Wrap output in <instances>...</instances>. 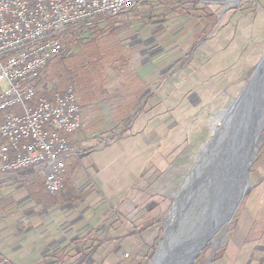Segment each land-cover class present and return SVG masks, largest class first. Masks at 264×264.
<instances>
[{
  "label": "rangeland",
  "instance_id": "obj_1",
  "mask_svg": "<svg viewBox=\"0 0 264 264\" xmlns=\"http://www.w3.org/2000/svg\"><path fill=\"white\" fill-rule=\"evenodd\" d=\"M245 3L201 2L195 9H204L203 18L192 6L178 5L179 14L165 20L157 11L148 38L139 23L146 15L141 5L107 17L109 22L102 19L90 39L89 33L65 39L64 55L47 67L42 82H48L50 96L58 92L53 88L61 72L89 62L86 80L67 84L76 92L82 120L79 131L66 135L75 157L55 194L74 186L80 197L71 201L84 229L73 246L54 257L56 264H161L159 258L167 261L176 254L170 264H232L229 236L249 195L264 186V117L249 161L248 189L233 216L211 237L199 230V221L205 189L213 185L216 139L232 125L230 110L264 59L260 41L248 49L224 40L236 19L230 14ZM261 76L260 96L264 71ZM237 175L232 198L241 187ZM20 177L15 186H43L41 175L21 172ZM260 194L262 200L256 197L249 213L264 214V191Z\"/></svg>",
  "mask_w": 264,
  "mask_h": 264
},
{
  "label": "built area",
  "instance_id": "obj_2",
  "mask_svg": "<svg viewBox=\"0 0 264 264\" xmlns=\"http://www.w3.org/2000/svg\"><path fill=\"white\" fill-rule=\"evenodd\" d=\"M144 0H0V174L43 177L44 190L63 188L74 157L66 135L81 127L82 109L72 86L45 96L41 77L65 53V39ZM19 108V114L9 110ZM0 264H9L0 257Z\"/></svg>",
  "mask_w": 264,
  "mask_h": 264
},
{
  "label": "crops",
  "instance_id": "obj_3",
  "mask_svg": "<svg viewBox=\"0 0 264 264\" xmlns=\"http://www.w3.org/2000/svg\"><path fill=\"white\" fill-rule=\"evenodd\" d=\"M177 1H182L184 7H193V1L199 6L205 1L217 2ZM245 2L243 8L230 14L236 19L232 30L224 33V40L231 42L233 39L238 48L248 45L249 49L258 41L264 45V0ZM153 23L141 24L147 38L155 26V21ZM247 53L251 55L249 50ZM20 176L21 172L0 175V257L7 258L10 264H56L54 257L66 252L83 233L82 217H78L71 201H77L80 196L75 195L74 186L67 187L57 196L45 194L43 186H15ZM83 189L85 186L80 192ZM260 190L264 191V186L258 188V194L249 195L244 214L238 217V225L229 236L227 260L232 264H264V214L249 213L255 207L256 197L262 200Z\"/></svg>",
  "mask_w": 264,
  "mask_h": 264
},
{
  "label": "bare ground",
  "instance_id": "obj_4",
  "mask_svg": "<svg viewBox=\"0 0 264 264\" xmlns=\"http://www.w3.org/2000/svg\"><path fill=\"white\" fill-rule=\"evenodd\" d=\"M260 78L261 76L258 80ZM248 93V88H246L241 98L237 102H234L230 110V114L231 112L234 114V120L232 119L233 123L231 122L232 125L229 128H224L216 139L217 144L214 148H216L218 154L216 153L217 155L215 156L216 163L210 167V179L213 185L207 186V189H205V193L207 194L204 197V209L202 208L201 211L205 219L201 225L199 224V230L204 232L205 236L210 231V220L207 219V215L210 213L209 210L212 208H210V203L213 202V205H215L214 211L217 212L218 217L222 220L233 206L234 196L239 194V191L248 185L244 181V171L252 158L253 146L264 117V108L258 110L255 115L247 111L245 103ZM237 174L240 176L241 187L237 192L234 189L235 194L233 192L234 196L232 198L231 189L233 186H237ZM203 236L200 240L205 243L206 237Z\"/></svg>",
  "mask_w": 264,
  "mask_h": 264
},
{
  "label": "trees",
  "instance_id": "obj_5",
  "mask_svg": "<svg viewBox=\"0 0 264 264\" xmlns=\"http://www.w3.org/2000/svg\"><path fill=\"white\" fill-rule=\"evenodd\" d=\"M141 5H143L145 7V9H146L145 10V14L146 15L144 14L145 16H143V19L139 22V23H142L143 26L153 22L154 17H157L156 15H154V13L157 12V11L158 12L160 11L159 16H160L161 20H165L166 17H168V16L179 14V13H177L178 9H179L178 5H182V7L184 8V5H183L182 1H177V0H144L139 6H141ZM192 5H193L194 13H196L198 11L197 13L199 15H201L200 17H202V18H203L204 15H206L203 12L204 9H200V10H196L195 9V6L197 5L196 1H193ZM138 7H136V8H138ZM193 15H195V14H193ZM212 15H213V13H211L209 15V17H212ZM107 19H106V21L109 22V19L108 20ZM214 24H215L214 22H211V23H208L207 26H209V28L211 29V27H213ZM207 26L204 27V28H201L200 34H201L202 38L204 37L205 30L209 29ZM107 27L108 26L106 25L105 29H107ZM93 28H94V26H92L91 28H89L87 30L80 31L78 33H72L71 34L73 36L72 38L79 40V37L81 35L86 36L89 33L87 38L90 39L91 36H92V33H95L93 31H91ZM102 31H104V30H102ZM110 32H112L111 29H110ZM71 35H69V36H71ZM76 43H78V41ZM74 45L76 46L77 44H74ZM74 45L72 47H74ZM88 67H89V62H88V60H86L83 63L81 68L77 67L76 69H74L75 67H73L69 71V73H67V74H65L64 72H61L58 75V78H57L58 79V84H55L56 87L53 88V91L56 90V91L62 93L64 88L67 86L68 83L79 84L80 82L85 81L86 80L85 79L86 75L88 73L87 72L88 71ZM41 78H43V76ZM45 82L46 83H43L42 79H41V83L44 84L47 87L46 92H41V94H44L45 96H48L49 95L48 82L47 81H45ZM63 84H64V86H63Z\"/></svg>",
  "mask_w": 264,
  "mask_h": 264
},
{
  "label": "water",
  "instance_id": "obj_6",
  "mask_svg": "<svg viewBox=\"0 0 264 264\" xmlns=\"http://www.w3.org/2000/svg\"><path fill=\"white\" fill-rule=\"evenodd\" d=\"M263 71H264V59L261 61V63L257 67L255 73L253 74V76L251 77V80L249 81V83L247 85L249 93L247 95V100H246L245 106L247 108V111L250 114L251 113L252 114H256V112H258V110H260V108H261L260 105H262L263 102H264V99H263L264 96H260L258 94V92H259L258 78L261 76ZM257 88H258V90H256ZM248 167H249V163L246 166L245 171H244V173H245L244 181H246V184H247V178H248ZM247 189H248V186L245 187V188L243 187V189L239 191V194L234 196V198H233V200H234L233 206L230 208L229 213L226 215V217L224 219H222V220L218 217L217 212L214 211V206L215 205H213V202L210 203V205H211L210 208L211 207L212 208L209 210V212H210L209 215H207V219L210 220V224H209L210 227L208 226L210 228V231L207 233V237H211L212 234H214L219 229V227L222 224H224V223H226V222H228L230 220V218L233 216V214L235 212V209H236L239 201L241 200V198L243 197V195L245 194ZM212 201H213V199H212ZM202 219L204 220L205 217L201 218L200 221ZM200 221H199V224H200ZM175 251L177 252V249H175ZM182 251L183 250L180 249L179 252H182ZM172 256H173V259H171L172 261L169 260V259L167 261H165V259L163 260V259L159 258L158 262L159 263L161 262V264H164L163 262H167V264L168 263L170 264L171 262H174V259H176L177 254L175 255V258H174V255H172Z\"/></svg>",
  "mask_w": 264,
  "mask_h": 264
}]
</instances>
